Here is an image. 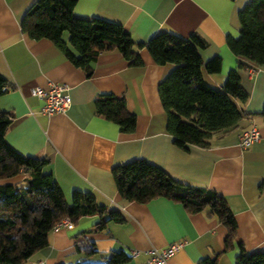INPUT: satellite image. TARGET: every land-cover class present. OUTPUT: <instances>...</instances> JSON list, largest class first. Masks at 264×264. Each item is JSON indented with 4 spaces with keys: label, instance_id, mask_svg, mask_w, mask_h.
<instances>
[{
    "label": "crops",
    "instance_id": "0c3cea01",
    "mask_svg": "<svg viewBox=\"0 0 264 264\" xmlns=\"http://www.w3.org/2000/svg\"><path fill=\"white\" fill-rule=\"evenodd\" d=\"M34 0H0V75L11 87L0 95V110L12 114L5 132L7 143L23 156L46 157L50 173L70 203L74 191L91 192L99 204L121 213L123 222H109L103 231H92L99 220L85 216L71 226L54 228L47 245L26 264H73L103 262L112 251L130 259L123 264H143L145 251L181 240L183 247L166 264H198L217 256V264H233L239 244L246 253L264 251V63L256 65L234 55L227 38L239 35L238 12L248 0H77L76 17H99L120 23L134 42L169 31L181 37L196 34L205 46L199 50L202 77L218 89L230 69H238L247 92L238 104L243 116L234 127L215 132L210 145L177 148L166 129L158 83L174 67L157 64L145 48L139 50L141 66H131L117 51L101 53L90 76L75 67L49 40L30 39L20 20ZM68 42V34H63ZM218 56L220 70L208 73L204 63ZM49 82L65 84L70 108L53 115L40 113L41 102L29 93ZM100 93L123 96L127 110L136 116L132 133L95 113L93 101ZM254 125L259 138L242 148L240 131ZM144 159L163 169L175 181L206 187L220 193L236 221V237L225 248L226 228L204 212L188 213L164 197L146 203L129 202L116 190L111 168ZM23 176L0 180L17 182ZM92 244L96 253L87 256L76 245ZM137 251L135 256H131Z\"/></svg>",
    "mask_w": 264,
    "mask_h": 264
},
{
    "label": "trees",
    "instance_id": "16d2710c",
    "mask_svg": "<svg viewBox=\"0 0 264 264\" xmlns=\"http://www.w3.org/2000/svg\"><path fill=\"white\" fill-rule=\"evenodd\" d=\"M77 0H34L25 10L21 31L32 40L49 39L75 67L90 76L97 57L117 51L131 66H141L139 50L145 48L157 64L174 67L158 83L161 105L166 113V129L177 148L193 145L206 148L215 132L234 127L243 113L238 104L248 98L242 88L238 69H230L220 88L210 87L202 77L199 50L205 42L196 34L181 37L169 31L134 42L120 23L99 17L81 18L73 14ZM239 35L228 37L230 51L256 65L264 63V0H248L238 12ZM67 32L68 42L63 39ZM215 56L204 63L208 73L220 70ZM11 87L0 75V95ZM95 113L115 123L119 131L132 133L136 116L127 110L125 98L100 93L93 101ZM264 117V104L259 113ZM12 114L0 110V180L23 177L17 182L0 184V264H26L47 245L48 234L63 218L75 224L85 216L99 220L92 231H103L109 222L121 223L120 212L99 204L91 192L74 191L71 202L50 173L44 172L46 157L23 156L5 140ZM119 195L129 201L146 203L164 197L180 203L188 213L204 212L226 228L225 248L236 237V221L224 197L213 189L175 181L163 169L144 159H134L111 168ZM78 252L96 253L92 244L76 245ZM130 257L112 251L103 262L79 261L73 264H123ZM63 264V263H61ZM198 264H217V256L203 258ZM233 264H264V251L246 253L239 244Z\"/></svg>",
    "mask_w": 264,
    "mask_h": 264
},
{
    "label": "built area",
    "instance_id": "2783aa9c",
    "mask_svg": "<svg viewBox=\"0 0 264 264\" xmlns=\"http://www.w3.org/2000/svg\"><path fill=\"white\" fill-rule=\"evenodd\" d=\"M31 96L41 102L39 111L45 115H53L67 111L71 106V100L68 93V87L65 84L49 82L45 88L34 85L29 88ZM259 138V132L254 125L250 128L240 131L238 134V144L245 148L253 141ZM71 226L67 218L60 220L55 228L61 226ZM184 245L181 240L172 242L162 248H151L145 251L146 258L143 264H166V261ZM137 251H133L131 256H135Z\"/></svg>",
    "mask_w": 264,
    "mask_h": 264
},
{
    "label": "rangeland",
    "instance_id": "374dc122",
    "mask_svg": "<svg viewBox=\"0 0 264 264\" xmlns=\"http://www.w3.org/2000/svg\"><path fill=\"white\" fill-rule=\"evenodd\" d=\"M65 33H67V32H65Z\"/></svg>",
    "mask_w": 264,
    "mask_h": 264
}]
</instances>
